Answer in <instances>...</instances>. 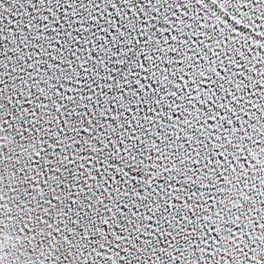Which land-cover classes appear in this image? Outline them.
<instances>
[{
	"label": "snow or ice",
	"instance_id": "obj_1",
	"mask_svg": "<svg viewBox=\"0 0 264 264\" xmlns=\"http://www.w3.org/2000/svg\"><path fill=\"white\" fill-rule=\"evenodd\" d=\"M0 264H264V0H0Z\"/></svg>",
	"mask_w": 264,
	"mask_h": 264
}]
</instances>
